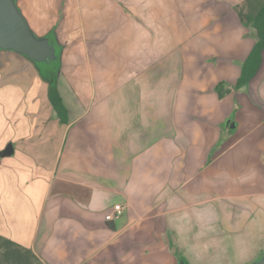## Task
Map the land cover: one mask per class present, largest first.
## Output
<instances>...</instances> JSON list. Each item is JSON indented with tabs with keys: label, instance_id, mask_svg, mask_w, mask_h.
<instances>
[{
	"label": "crops",
	"instance_id": "0c3cea01",
	"mask_svg": "<svg viewBox=\"0 0 264 264\" xmlns=\"http://www.w3.org/2000/svg\"><path fill=\"white\" fill-rule=\"evenodd\" d=\"M202 1L16 0L58 59L0 48V243L42 264H210L211 248L229 264L264 251V49L237 85L257 40L241 15L251 4L228 0L246 28L235 32L210 30ZM39 23L90 24V45L65 47ZM184 24L197 26L179 46ZM115 204L123 215L107 220Z\"/></svg>",
	"mask_w": 264,
	"mask_h": 264
},
{
	"label": "rangeland",
	"instance_id": "374dc122",
	"mask_svg": "<svg viewBox=\"0 0 264 264\" xmlns=\"http://www.w3.org/2000/svg\"><path fill=\"white\" fill-rule=\"evenodd\" d=\"M120 1V0H119ZM228 0H203L202 4L204 8L208 6V12L209 16H211V23L209 24V29L214 30L220 27H225L226 29H230V31L235 32H241L246 31V28L243 27L236 15V12L234 10V7L230 6L228 4ZM225 8V9H224ZM224 9L222 12L221 10ZM90 24H75V23H39L34 24L36 27V30L39 34L44 35L46 33H49L51 30V27L53 28V32L59 35V39L61 42L64 43L65 47H73V46H89L90 44V38L88 35L89 32V26ZM196 24H184V26L179 25V37H178V45L179 46H185L186 43L190 41V39H185L182 41L181 35H185L187 30H193ZM188 26V27H187ZM197 26V25H196ZM184 27V28H183ZM193 27V28H192ZM187 28V30H186ZM251 35L254 36V33L250 31ZM167 39H163L162 43L163 46L167 45ZM69 60L73 58L72 55H68ZM53 64H56V61L52 62ZM44 64V63H41ZM44 66V65H43ZM222 249L219 248L218 250H214V248H211V262L210 264H228L223 262V254H221ZM249 253V255H248ZM246 254L243 255V258H246V260H242L240 262H229V264H252L255 261H257L259 258L264 256V251H261L258 255L254 254V251H250L249 248L246 250ZM248 255V256H247ZM181 264H189L187 260L184 258L181 260Z\"/></svg>",
	"mask_w": 264,
	"mask_h": 264
},
{
	"label": "trees",
	"instance_id": "16d2710c",
	"mask_svg": "<svg viewBox=\"0 0 264 264\" xmlns=\"http://www.w3.org/2000/svg\"><path fill=\"white\" fill-rule=\"evenodd\" d=\"M251 4L248 13H241L247 25L255 29L256 43L242 65V74L237 85H245L257 71L264 49V0H247ZM50 98L61 118L66 113V106L58 88L50 87ZM64 119V118H63ZM0 264H42L32 250L21 248L15 242L2 238L0 243Z\"/></svg>",
	"mask_w": 264,
	"mask_h": 264
},
{
	"label": "water",
	"instance_id": "95a60500",
	"mask_svg": "<svg viewBox=\"0 0 264 264\" xmlns=\"http://www.w3.org/2000/svg\"><path fill=\"white\" fill-rule=\"evenodd\" d=\"M0 48L20 52L40 63L58 59L55 41L33 31L16 0H0ZM252 264H264V256Z\"/></svg>",
	"mask_w": 264,
	"mask_h": 264
},
{
	"label": "built area",
	"instance_id": "2783aa9c",
	"mask_svg": "<svg viewBox=\"0 0 264 264\" xmlns=\"http://www.w3.org/2000/svg\"><path fill=\"white\" fill-rule=\"evenodd\" d=\"M124 208L121 204H115L113 208L106 214L107 220H115L123 215Z\"/></svg>",
	"mask_w": 264,
	"mask_h": 264
}]
</instances>
